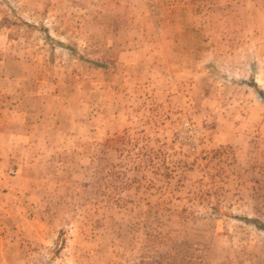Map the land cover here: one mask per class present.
<instances>
[{
	"label": "rangeland",
	"instance_id": "rangeland-1",
	"mask_svg": "<svg viewBox=\"0 0 264 264\" xmlns=\"http://www.w3.org/2000/svg\"><path fill=\"white\" fill-rule=\"evenodd\" d=\"M264 0H0V264H264Z\"/></svg>",
	"mask_w": 264,
	"mask_h": 264
},
{
	"label": "trees",
	"instance_id": "trees-1",
	"mask_svg": "<svg viewBox=\"0 0 264 264\" xmlns=\"http://www.w3.org/2000/svg\"><path fill=\"white\" fill-rule=\"evenodd\" d=\"M258 227H260V228H263V229H264V225H259Z\"/></svg>",
	"mask_w": 264,
	"mask_h": 264
}]
</instances>
